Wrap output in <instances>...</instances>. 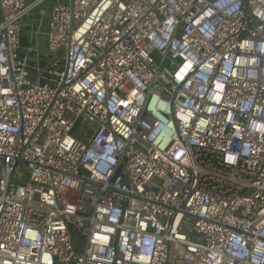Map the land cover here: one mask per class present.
Masks as SVG:
<instances>
[{
    "label": "built area",
    "instance_id": "2783aa9c",
    "mask_svg": "<svg viewBox=\"0 0 264 264\" xmlns=\"http://www.w3.org/2000/svg\"><path fill=\"white\" fill-rule=\"evenodd\" d=\"M0 264H264V0H0Z\"/></svg>",
    "mask_w": 264,
    "mask_h": 264
},
{
    "label": "trees",
    "instance_id": "16d2710c",
    "mask_svg": "<svg viewBox=\"0 0 264 264\" xmlns=\"http://www.w3.org/2000/svg\"><path fill=\"white\" fill-rule=\"evenodd\" d=\"M22 42H23V43L26 42V37H25V36H23V38H22Z\"/></svg>",
    "mask_w": 264,
    "mask_h": 264
}]
</instances>
